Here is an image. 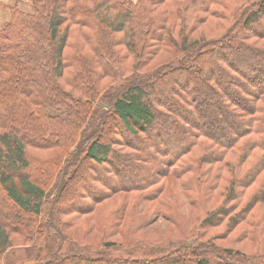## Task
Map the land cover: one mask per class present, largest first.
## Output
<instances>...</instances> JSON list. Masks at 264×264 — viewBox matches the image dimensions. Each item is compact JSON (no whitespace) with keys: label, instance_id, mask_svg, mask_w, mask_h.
Segmentation results:
<instances>
[{"label":"trees","instance_id":"trees-1","mask_svg":"<svg viewBox=\"0 0 264 264\" xmlns=\"http://www.w3.org/2000/svg\"><path fill=\"white\" fill-rule=\"evenodd\" d=\"M25 1L0 28V262L264 264V0Z\"/></svg>","mask_w":264,"mask_h":264},{"label":"rangeland","instance_id":"rangeland-1","mask_svg":"<svg viewBox=\"0 0 264 264\" xmlns=\"http://www.w3.org/2000/svg\"><path fill=\"white\" fill-rule=\"evenodd\" d=\"M6 6L0 10V28L4 26V24L10 19V6L18 5L21 9L25 11H31V3H26L25 0H2ZM244 3L246 0H239ZM131 253L143 254L144 250H129ZM158 254V251L156 252ZM24 262H28L27 259V247L26 246H18L10 249L6 256L1 260L0 264H23Z\"/></svg>","mask_w":264,"mask_h":264}]
</instances>
